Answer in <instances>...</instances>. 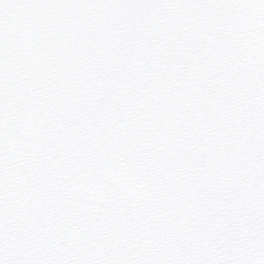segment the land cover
I'll list each match as a JSON object with an SVG mask.
<instances>
[{"label": "snow or ice", "instance_id": "obj_1", "mask_svg": "<svg viewBox=\"0 0 264 264\" xmlns=\"http://www.w3.org/2000/svg\"><path fill=\"white\" fill-rule=\"evenodd\" d=\"M0 264H264V0H0Z\"/></svg>", "mask_w": 264, "mask_h": 264}]
</instances>
